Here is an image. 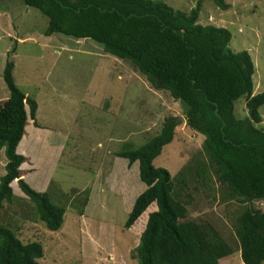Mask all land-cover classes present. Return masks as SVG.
Segmentation results:
<instances>
[{
    "label": "rangeland",
    "instance_id": "374dc122",
    "mask_svg": "<svg viewBox=\"0 0 264 264\" xmlns=\"http://www.w3.org/2000/svg\"><path fill=\"white\" fill-rule=\"evenodd\" d=\"M160 1L184 12L200 5L199 23L229 29L230 49L252 56L253 95L264 91V0H223L227 8L214 0ZM48 24V18L24 0H0V99L10 95L3 73L14 48L15 82L38 103L37 122L29 117L17 150L26 157L24 178L37 191H52V202L65 206L67 213L62 228L51 232L14 182L15 194L23 198L5 209L2 221L23 243L43 245L39 264H139L137 247L147 214L134 231L125 223L147 187L140 180L138 163L124 178L123 162L128 161L119 162L116 154L129 144L142 146L174 117L175 138L154 165L176 176L195 158H204V136L187 125L181 102L153 89L130 62L92 41L59 33L46 36ZM235 114L247 116L246 98L235 102ZM260 114L263 121L257 126L264 129V106ZM6 159L0 149V179ZM185 193L190 203L187 219L212 224L232 245L234 254L221 264H245L235 222L245 206L264 212V199L242 204L215 175L202 183L190 182Z\"/></svg>",
    "mask_w": 264,
    "mask_h": 264
},
{
    "label": "trees",
    "instance_id": "16d2710c",
    "mask_svg": "<svg viewBox=\"0 0 264 264\" xmlns=\"http://www.w3.org/2000/svg\"><path fill=\"white\" fill-rule=\"evenodd\" d=\"M214 1L227 8L223 0ZM24 3L48 18L46 36L59 33L76 41H92L106 53L130 62L153 89L181 102L187 125L204 136V158H195L176 176L154 165L175 138L178 121L174 117H168L160 133L142 146L129 144L116 154L119 162L120 158L128 161L123 162L124 178L138 163L140 180L147 187L135 199L125 223L127 230L134 231L147 214L137 247L139 264H221L233 255L232 245L212 224L187 219L190 203L184 196L190 182L202 183L215 175L230 197L242 204L264 199V129L257 126L263 121L264 91L253 95L251 54L230 49L232 34L226 27L199 23L200 5L184 12L160 0ZM14 51L9 52L3 73L10 95L5 101L0 99V149L7 158L0 179V264H39L43 245L23 243L2 221L5 209L23 198L15 194L13 183L17 182L39 221L51 232L62 228L67 209L52 202L53 192L48 188L37 191L24 178L26 157L17 150L29 117L37 122L38 103L15 82ZM243 97L248 114L238 118L235 102ZM153 203L157 208H149ZM79 209L83 214L84 209ZM235 230L243 262L264 264V212L243 207Z\"/></svg>",
    "mask_w": 264,
    "mask_h": 264
}]
</instances>
